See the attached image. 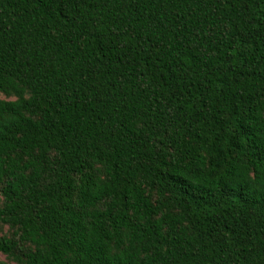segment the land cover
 I'll return each mask as SVG.
<instances>
[{"label":"trees","instance_id":"16d2710c","mask_svg":"<svg viewBox=\"0 0 264 264\" xmlns=\"http://www.w3.org/2000/svg\"><path fill=\"white\" fill-rule=\"evenodd\" d=\"M0 264H264V0H0Z\"/></svg>","mask_w":264,"mask_h":264}]
</instances>
